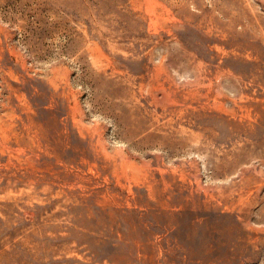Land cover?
<instances>
[{"label": "rangeland", "instance_id": "374dc122", "mask_svg": "<svg viewBox=\"0 0 264 264\" xmlns=\"http://www.w3.org/2000/svg\"><path fill=\"white\" fill-rule=\"evenodd\" d=\"M0 264H264V0H0Z\"/></svg>", "mask_w": 264, "mask_h": 264}]
</instances>
